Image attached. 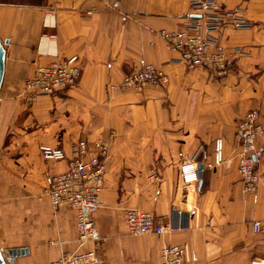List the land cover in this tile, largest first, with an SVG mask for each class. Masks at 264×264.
Here are the masks:
<instances>
[{"label": "crops", "instance_id": "1", "mask_svg": "<svg viewBox=\"0 0 264 264\" xmlns=\"http://www.w3.org/2000/svg\"><path fill=\"white\" fill-rule=\"evenodd\" d=\"M190 1L0 0V248L18 251L14 264H49L79 249L95 250L101 264H159L165 244L185 246L183 264L264 260V233L251 231L253 220L264 219V161L257 167V191L245 193L234 138L250 109L259 111L264 128V0H217L224 9L241 7L252 23L219 31L226 51L239 46L247 52L231 59L224 75L170 62L158 32L177 28ZM54 55L78 57L76 82L24 103L22 82ZM148 62L167 73V84L107 92ZM111 130L103 206L92 214L94 238L80 246L74 209H53L41 196L67 161H46L41 151L59 147L68 153L71 143H90ZM216 138L230 164L204 169L202 188L183 187L181 158L196 155L204 163ZM151 170L160 174L159 183L149 179ZM133 207L174 229L129 235L124 214Z\"/></svg>", "mask_w": 264, "mask_h": 264}, {"label": "built area", "instance_id": "2", "mask_svg": "<svg viewBox=\"0 0 264 264\" xmlns=\"http://www.w3.org/2000/svg\"><path fill=\"white\" fill-rule=\"evenodd\" d=\"M239 6L232 10L221 7L217 0H191L188 10L179 17L175 29H161L159 34L165 40L172 54L170 62L184 66L187 70L205 69L216 75L228 71L231 59L247 53L242 47L226 51L219 44L218 33L224 27L246 29L251 26ZM78 57L71 55L60 58L54 55L46 63L36 65L32 75L21 86V96L26 104L52 95L56 91L73 85L80 72ZM169 82V77L153 63H145L141 68L127 73L120 82L107 86L108 93L133 90L141 92L145 87H161ZM115 132L111 130L105 138L94 139L90 143L79 139L70 144L68 153L59 147H45L41 156L46 161H67L66 170L52 175L41 196H47L53 209L68 205L74 209L77 218L80 246L94 238L92 214L103 206L101 199L104 188L106 163ZM235 142L238 149L237 172L245 193H255L260 183L258 165L264 161V128L259 111L250 109L239 119L235 129ZM231 159L224 155L223 141L216 138L212 156L198 168L196 155L182 157L178 163L179 180L183 187H196L201 181L203 170L216 165L228 166ZM152 183L160 182V174L151 170ZM173 213L181 216V210L173 208ZM127 233L132 236L170 232L172 223L158 221L155 216L142 208L125 210ZM253 233H264V219L251 222ZM186 248L182 244H165L161 248L159 264H183ZM49 264H101L95 250L79 249L62 253ZM251 264H264V260Z\"/></svg>", "mask_w": 264, "mask_h": 264}, {"label": "water", "instance_id": "3", "mask_svg": "<svg viewBox=\"0 0 264 264\" xmlns=\"http://www.w3.org/2000/svg\"><path fill=\"white\" fill-rule=\"evenodd\" d=\"M4 75V49L0 43V88ZM198 168L203 169V164L198 163ZM201 186V181L198 183V188ZM20 252V251H19ZM18 251L3 250L0 248V264H14V256Z\"/></svg>", "mask_w": 264, "mask_h": 264}, {"label": "trees", "instance_id": "4", "mask_svg": "<svg viewBox=\"0 0 264 264\" xmlns=\"http://www.w3.org/2000/svg\"><path fill=\"white\" fill-rule=\"evenodd\" d=\"M205 170H206V169H205ZM205 170H204V171H205ZM203 186H204V183L202 184L201 188H202Z\"/></svg>", "mask_w": 264, "mask_h": 264}]
</instances>
